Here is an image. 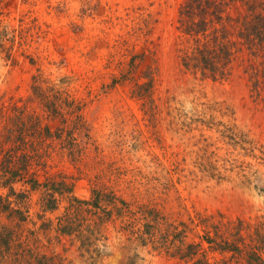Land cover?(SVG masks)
<instances>
[{
  "label": "rangeland",
  "instance_id": "obj_1",
  "mask_svg": "<svg viewBox=\"0 0 264 264\" xmlns=\"http://www.w3.org/2000/svg\"><path fill=\"white\" fill-rule=\"evenodd\" d=\"M187 2L0 0V20L8 26L0 41V98H31L32 79L42 75L57 89L49 96L65 92L79 104L63 111L66 118L41 111L46 143L66 145L46 170L64 176L75 198L91 200L94 188L112 187L131 203L133 191L149 190L153 203L176 220L171 239L194 228L204 235L202 221L226 230L239 220L254 230L264 222V90H255L244 66H235L228 82L183 66L179 50L190 38L179 27ZM8 54L13 61H6ZM70 133L80 140L71 148ZM14 188L24 194L27 185ZM8 193L0 189L4 198ZM31 195L30 212L21 196L12 197L27 217L15 224L23 223L22 240L31 232L30 245L55 264H222L230 257L207 250L187 262L173 258V249L144 244L142 232L150 228L137 215L138 235L114 219L107 239L88 247L87 235H59L69 199L40 219V193ZM6 216L0 224L9 223Z\"/></svg>",
  "mask_w": 264,
  "mask_h": 264
},
{
  "label": "trees",
  "instance_id": "obj_2",
  "mask_svg": "<svg viewBox=\"0 0 264 264\" xmlns=\"http://www.w3.org/2000/svg\"><path fill=\"white\" fill-rule=\"evenodd\" d=\"M181 15L179 29L190 41L179 53L188 71L201 72L202 76L214 81L228 82L235 66H244L251 73L249 81L255 90H264V0H188ZM7 30L8 26L0 20V41ZM13 47L14 44L9 53ZM3 49L0 44V50ZM6 61H13V57L8 54ZM32 80L31 98H0V189L9 190L5 198L0 195V215L6 213L9 221L0 224V264H55L53 258L30 245L31 232L22 240L24 224H15L27 219L26 213L14 209L16 198L21 196V200H25L22 208L29 204L30 212L33 192L41 196L42 214L37 215L40 219L56 211L64 197L69 199L70 207L58 218L59 235H74L77 239L87 235L88 247L100 238L107 239L106 226L114 219L120 220L121 225L128 223L133 236L138 235L139 231H135L137 215L138 224L144 221L150 228L149 232H142L144 244L152 243L167 252L173 249L169 254L173 258L187 262L201 252L208 255V250L230 254L222 264H264V222L253 230L252 225L238 220L236 226L232 223L231 229L221 230L215 224L205 226L206 221H202L204 235L195 232L194 228L188 234L185 231L182 239H171L173 232L178 230L176 220L165 208L153 203L157 200L149 190L133 191L131 203H126L123 190L112 187L94 188L91 200L75 198L74 186L64 176L50 175L46 170L47 160L66 145L59 146L57 141L46 143L50 136L43 132H49V128H42L44 114L41 111L43 107L50 111L49 119L66 118L67 114L63 113L66 108L74 112L80 106L65 92L49 96L48 92L57 89L48 86V80L45 81L42 75H36ZM32 102L38 107L30 105ZM75 119L78 121L79 116ZM69 135L67 146L71 148L80 140L76 134ZM17 183L27 185L24 194L16 192L14 186ZM7 201L8 205L5 204ZM17 214L21 216L17 218ZM43 230L49 234L45 224ZM243 232L250 234L249 243ZM47 240L50 244L48 236Z\"/></svg>",
  "mask_w": 264,
  "mask_h": 264
}]
</instances>
